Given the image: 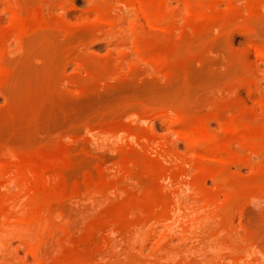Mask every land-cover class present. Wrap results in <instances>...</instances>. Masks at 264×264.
<instances>
[{"label":"rangeland","instance_id":"rangeland-1","mask_svg":"<svg viewBox=\"0 0 264 264\" xmlns=\"http://www.w3.org/2000/svg\"><path fill=\"white\" fill-rule=\"evenodd\" d=\"M4 1L0 264H264V0Z\"/></svg>","mask_w":264,"mask_h":264},{"label":"bare ground","instance_id":"bare-ground-1","mask_svg":"<svg viewBox=\"0 0 264 264\" xmlns=\"http://www.w3.org/2000/svg\"><path fill=\"white\" fill-rule=\"evenodd\" d=\"M3 1H4V0H3ZM9 1H11V0H9ZM12 1H13V0H12ZM12 1H11V2H12ZM15 1H17V0H15ZM159 1H160V0H159ZM165 1H166V0H165ZM165 1H164V2H165ZM7 2H8V1H7ZM7 2L4 1V3H6V5L9 7V6L11 5V3H10V2L7 3ZM134 2H135V1H134ZM140 2H141V1H140ZM140 2H137V3H140ZM191 2H192V1H191ZM193 2H194V1H193ZM1 3H3V2H1ZM130 3H131V2H130ZM165 3L167 4V2H165ZM182 3H183V2H182ZM8 4H9V5H8ZM12 4H13V3H12ZM152 4H153V3H152ZM159 4H160V3H159ZM166 4H165V6H166ZM191 4H193V3H191ZM197 4H198V3H197ZM197 4H196V5H197ZM201 4H202V3H201ZM217 4H218V3H217ZM217 4L214 3V7H215V5H217ZM227 4H228V3H227ZM6 5H4V6H6ZM196 5H195V6H196ZM7 6H6V7H7ZM13 6H14V7L17 6V5H16V2L14 3ZM161 6H162V5H161ZM188 6H189V5H188ZM201 6H202V5H201ZM201 6H200V3H199V4H198V7L200 8ZM218 6H219V5H218ZM8 7H7V10H8ZM21 7L23 8V5H21ZM136 7H137V4H136ZM138 7H139V6H138ZM202 7H203V6H202ZM15 8H18V7H15ZM154 8H155V7H154ZM154 8H152V10H153ZM190 8H191V6H190ZM228 8H229V7H228ZM164 9H165V8H164ZM164 9H163V7H162V9H161V8H159V6H158V9L156 8V10L152 11V12L149 14V17H150V19L152 20V22H155V23L158 22V23H163V24H169V23H171L172 18L175 19V17H172V15H171V16H170V15L168 16ZM166 9H167V7H166ZM181 9H182V8H181ZM183 9H184V8H183ZM197 9H198V8H197ZM208 9H209V8H208ZM211 9H212V8H211ZM7 10H6V11H7ZM14 10H15V9H14ZM134 10L137 11L138 9L136 8V9H134ZM149 10H150V9H149ZM186 10H187V9H186ZM194 10H195V9H194ZM206 10H207V9H206ZM212 10H213V9H212ZM214 10H215V9H214ZM11 11H12V9H11L10 11H8L7 13H9V12H11ZM18 11H20V10L18 9L17 12H18ZM38 11H39V10H38ZM38 11H36V12H37L36 15H37V16H40V14H38ZM141 11H142V10H141ZM182 11H183V10H182ZM192 11H193V10H192ZM201 11H203V10H201ZM207 11H208V10H207ZM209 11H211V10H209ZM229 11H230V10H229ZM231 11H232V10H231ZM13 12H14V11H12V13H10V14L13 15V14H14ZM134 13H135V12H134ZM141 13L143 14V12H141ZM192 13H193V12H192ZM199 13H200V12H199ZM199 13L197 12V14H196L197 16H196V15H193V16H194V17H195V16H196V17H199L198 15L201 14V13H200V14H199ZM202 13H203V12H202ZM204 13H205V12H204ZM204 13H203V14H204ZM208 13H209V12H208ZM227 13H228V12H227ZM203 14H202V15H203ZM16 15H17L16 13H15V15H13V16H15L16 18H14V17H13V18H12V17H9V18H11V19H16V21H17V19H19V21H20L21 17H20V16H16ZM23 15H24V13L22 12V16H23ZM36 15H35V16H36ZM188 15H189V14H188ZM206 15H207V17H208V14H207V13L205 14V17H206ZM228 15H229V14H228ZM37 16L35 17V19L38 18ZM28 17H29V16H28ZM169 17H170V18H169ZM185 17H186V16H185ZM188 17H189V16H188ZM200 17H201V18H204V16H200ZM200 17H199V18H200ZM217 17H218V14H217ZM33 18H34V17H33ZM199 18H198V19H199ZM22 19H23V18H22ZM136 19H137V18H136ZM221 19H222V18H221ZM12 21H15V20H12ZM24 21L26 22V20H24ZM24 21H23V22H24ZM36 21H37V20H36ZM36 21H35V23H36ZM103 21H104V19H103ZM17 22H18V21H17ZM20 22H22V21H20ZM28 22H29V21H28ZM33 22H34V21H33ZM42 22H43V21H42ZM145 22H146V21H145ZM175 22H176V21H175ZM175 22H174V23H175ZM103 23H104V22H103ZM105 23H106V22H105ZM108 23H109V22H108ZM155 23H154V24H155ZM174 23H173V25H175ZM9 24H10V23H9ZM11 24H12V22H11ZM11 24H10V25H11ZM16 24L19 25V23H16ZM27 24H28V23H27ZM110 24H111V22H110ZM146 24H147V23H146ZM156 24H157V23H156ZM219 24H221V23H219ZM13 25H14V23H13ZM23 26H25V25H23ZM27 26H29V25H27ZM168 26L170 27V25H168ZM19 27H20V25H19ZM149 27H150V26H149ZM147 28H148V27H147ZM160 28H161V27H160ZM214 28H215V27H214ZM112 29H113V28H112ZM161 29H162V28H161ZM167 29H168V28H167ZM113 30H114V29H113ZM214 30H215V29H214ZM174 31H175V30H174ZM176 31H177V30H176ZM52 32H53V31H52ZM164 32H165V31H164ZM122 33H123V32H122ZM9 34H10V33H9ZM4 37H5V36H4ZM12 37H13V35H12ZM42 37H43V36H42ZM40 38H41V37H40ZM6 41H7V40H6ZM33 42H34V41H33ZM14 43H15V42H14ZM44 43H45V42H44ZM7 44H8V43H7ZM22 44H23V43H22ZM24 45H25V44H24ZM35 46H36V45H35ZM12 47H13V46H12ZM25 51H26V49H25ZM32 52H33V51H32ZM47 54H48V53H47ZM52 58H53V57H52ZM46 62H47V61H46ZM83 64H84V63H83ZM9 69H10V68H9ZM25 70H26V69H25ZM17 80H18V79H17ZM18 81H19V80H18ZM8 89H9V88H8ZM20 93H21V92H20ZM15 102H16V101H15ZM16 109H17V108H16ZM11 110H12V109H11ZM240 113H241V112H240ZM242 113H243V112H242ZM180 114H181V113H180ZM171 116H172V115H171ZM183 116H184V115H183ZM174 117H175V116H174ZM178 117H179V116H178ZM172 120H173V119H172ZM176 120H177V119L175 118V121H176ZM231 120H232V119H231ZM235 121H236V120H235ZM173 122H174V121H173ZM238 122L241 123L240 121H238ZM242 122H243V121H242ZM177 123H178V120H177ZM235 123H236V122H235ZM175 124H176V123H175ZM187 124H188V123H187ZM190 124H191V123H190ZM199 125H200V124H199ZM234 125H235V124H234ZM237 126H238V125H237ZM242 126H244V125L242 124ZM238 127H239V126H238ZM235 129H236V128H235ZM239 129H240V128H239ZM249 129H250V128H249ZM192 130H193V129H192ZM195 130H196V129H195ZM196 131H197V130H196ZM240 131H241V130H240ZM190 133H191V132H190ZM200 133H201V132H200ZM185 135H186V133H185ZM195 135H196V134H195ZM244 135H245V134H244ZM181 136H182V135H181ZM186 136H187V135H186ZM191 136H192V134H191ZM208 136H209V135H208ZM184 137H185V136H184ZM203 137H204V136H203ZM254 137H255V136H254ZM262 137H263V136H262ZM187 138H188V137H187ZM189 138H190V135H189ZM258 138H259V137H258ZM203 139H204V138H203ZM141 140H142V139H141ZM207 140H208V139H207ZM142 141H145V140H142ZM202 141H203V140H202ZM255 141H256V140H255ZM186 142H188V140H187ZM225 143H226V142H225ZM227 144H228V143H227ZM217 145H218V144H217ZM219 145H221V143H220ZM211 147H212V146H211ZM211 147H210V148H211ZM207 148H208V146H207ZM222 149H223V148H222ZM257 149H258V148H257ZM205 150H206V149H205ZM224 150H225V149H224ZM231 150H232V149H231ZM231 150H230V151H231ZM214 151H215V150H214ZM221 151H222V150H221ZM230 151H229V152H230ZM147 152H148V151H147ZM209 152H210V151H209ZM215 152H216V151H215ZM222 152H223V151H222ZM211 153H214V152H211ZM205 154H206V153H205ZM236 154H237V153H236ZM238 154H240V153H238ZM153 155H154V154H153ZM213 155H214V154H213ZM230 155H231V153H230ZM17 156H18V155H17ZM200 156H201V155H200ZM221 156H222V154H221ZM13 157H14V156H13ZM13 157H12V158H13ZM46 157H47V156H46ZM203 157H204V156H203ZM213 157H214V156H212V158H213ZM222 157H223V156H222ZM14 159H15V158H14ZM147 159H148V158H147ZM158 159H159V158H158ZM160 159H161V158H160ZM244 159H245V158H244ZM16 160H17V159H16ZM25 160H26V159H25ZM58 160H59V159H58ZM58 160H56V161H58ZM217 160H218V159H217ZM12 161H13V160H12ZM126 161H127V160H126ZM129 161H130V160H129ZM140 161H142V160H140ZM220 161H221V164H222V163H223V162H222L223 160H220V159L217 161V163L220 162ZM240 161H241V160H240ZM27 162H28V161H27ZM53 162H54V161H53ZM130 162H131V161H130ZM143 162H144V161H143ZM244 162H245V161H244ZM55 163H57V162H55ZM58 163H59V162H58ZM124 163H126V162L124 161ZM124 163H123V164H124ZM133 163H134V160H132V164H133ZM136 163H137V162H136ZM18 164H19V163H18ZM35 164H36V163H35ZM129 164H131V163H129ZM221 164H220V165H221ZM33 165H34V164H33ZM53 165H54V164H53ZM53 165H52V166H53ZM59 165H60V164H59ZM124 165L126 166V164H124ZM144 165H145V163H144ZM147 165H148V164H147ZM150 165H151V164H150ZM133 166H134V165H133ZM151 166H152V165H151ZM215 166H216V165H215ZM127 167H130V168L132 169V166H131V165H130V166L127 165L125 168H127ZM134 167H136V166H134ZM156 167H157V166H156ZM249 167H250V166H249ZM44 168H45L44 166H43V168H40V167H38V168H36V169L33 168V169H35V170H33L32 168H29V169H32V170H30L31 173H28V174H30V175L32 174V177H31V178H33V180H34V186H35V187H39V186L41 185L42 181H43V177H44L45 174H46V170H45ZM46 168H47V167H46ZM125 168H124V170H125ZM137 168H138V167H137ZM137 168H134V169H137ZM15 169H16V168H15ZM48 169H49V168H48ZM153 169H154V168H153ZM3 170H4V169H3ZM5 170H6V169H5ZM124 170H123V171H124ZM14 171H15V170H14ZM18 171H19V170H18ZM47 171H48V170H47ZM125 171H126V170H125ZM139 171H140V170H139ZM153 171H154V170H153ZM21 172H22V171H21ZM23 172H25V171H23ZM49 172H50V171H49ZM55 172H56V171H55ZM60 172H62V171H60ZM202 172H203V171H202ZM16 173H17V172H16ZM16 173H15V174H16ZM117 173H118V172H117ZM124 173H125V172H124ZM126 173H127V172H126ZM128 173H129V176H130V170L128 171ZM55 174H56V173H54V175H55ZM121 174H123V173H121ZM17 175H18V174H17ZM105 175H106V174H105ZM114 175H115V174H114ZM19 176H20V175H19ZM19 176H18V177H19ZM48 176H49V175H47V177H48ZM50 176H51V175H50ZM58 176H59V175H58ZM103 176H104V175H103ZM143 176H144V175H143ZM47 177H46V179H47ZM125 177H127V176H125ZM52 178H53V177H52ZM55 178H56V176H55ZM58 178L60 179L61 176L58 177ZM131 178H132V177H131ZM4 179H6V178H4ZM213 179H214V178H213ZM11 181H13V179L10 180V182H11ZM52 181H54V180H52ZM58 181H59V180H58ZM60 181H61V180H60ZM106 181H107V180H106ZM124 181H125V180H124ZM4 182H5V181H4ZM23 182H24V181H23ZM23 182H22V183H23ZM99 182H100V180H99ZM13 183H14V182H13ZM16 183H17V182H16ZM28 183H29V182H28ZM28 183H27V184H28ZM55 183H56V182H55ZM55 183H54V184H55ZM96 183H97V182H96ZM110 183H112V182H110ZM14 184H15V183H14ZM43 184H44V182H43ZM43 184H42V185H43ZM48 184H49V183H48ZM59 184H61V182H58V185H59ZM89 184H90V183H89ZM89 184H88V185H89ZM100 184H101V183H100ZM124 184H125V182H124ZM131 184H132V183H131ZM16 185H17V184H16ZM20 185H21V184H20ZM23 185H24V184H23ZM25 185H26V184H25ZM103 185H104V184H103ZM109 185H110V184H109ZM26 186H27V185H26ZM28 186H29L28 189H30V186H32V185H28ZM46 186H47V184H46ZM50 186H51V185H50ZM56 186H57V185H56ZM59 186H61V185H59ZM81 186H82V185H81ZM21 187H23V186L21 185ZM47 187H48V186H47ZM72 187H73V186H72ZM88 187H89V186H88ZM101 187H102V186H101ZM107 187H108V186H107ZM123 187H124V186H123ZM19 188H20V187H19ZM25 188H27V187H25ZM57 188H58V187H57ZM79 188H80V187H79ZM31 189H32V187H31ZM108 189H109V188H108ZM108 189H107V190H108ZM128 189H129V188H128ZM19 190H20V189H19ZM60 190H61V189H60ZM73 190H74V188H73ZM16 191H17V190H16ZM20 191H21V190H20ZM24 191H25V190H24ZM26 191H27V190H26ZM34 191H35V190H34ZM48 191H49V190H48ZM100 191L102 192L103 190H100ZM123 191H124V190H123ZM22 192H23V191H22ZM30 192H31V191H30ZM38 192H39V191H38ZM87 192H88V191H87ZM98 192H99V191H98ZM28 193H29V192H28ZM31 193H33V189H32V192H31ZM84 193H86V191H84ZM107 193H108V192H107ZM116 193H118V192H116ZM25 194H26V192H25ZM29 194H30V193H29ZM42 194H43V193H42ZM42 194H41V196L43 197ZM49 194H51V193H49ZM55 194H56V192H55ZM81 194H82V193H81ZM88 194H89V192H88ZM18 195H19V194H18ZM21 195H22V194H21ZM21 195H20V196H21ZM91 195H92V194H91ZM107 195H108V194H107ZM16 196H17V195H16ZM39 196H40V195H39ZM41 196H40V197H41ZM88 196H89V195H88ZM94 196H95V195H94ZM5 197H6V196H5ZM33 197H34V196H33ZM35 197H36V196H35ZM35 197H34V198H35ZM62 197H63V196H62ZM78 197H79V196H78ZM14 198H15V197H14ZM31 198H32V197H31ZM37 198H38V196H37ZM79 198H80V197H79ZM7 199H8V198H7ZM16 199H17V198H16ZM206 199H207V198H206ZM5 200H6V199H5ZM27 200H28V199H27ZM41 200H42V199H41ZM41 200H39V201H41ZM83 200H84V199H83ZM6 201H7V200H6ZM19 201H20V200H19ZM51 201H52V200H51ZM51 201H49V202H51ZM64 201H65V200H64ZM92 201H93V200H92ZM8 202H9V201H8ZM8 202H7V204H8ZM31 202H32V201H31ZM42 202H43V201H42ZM5 203H6V202H5ZM25 203H26V202H24V204H25ZM36 203L39 204V205L41 204L40 202L38 203L37 200H36L35 204H36ZM52 203H53V202H52ZM83 203H84V202H83ZM24 204H23V205H24ZM29 204H31V203H29ZM29 204H28V206H29ZM35 204H34V205H35ZM53 204H54V203H53ZM31 205H32V204H31ZM41 205H42V204H41ZM64 205H65V204H64ZM9 206H10V204H9ZM28 206H27V207H28ZM42 206H47V205H46V204H43ZM36 207H37V208H36ZM36 207H35V209H38V206H36ZM50 207H51V206H50ZM9 208H10V207H9ZM19 208H20V207H19ZM23 208H24V207H23ZM15 209H16V208H15ZM15 209H14V210H15ZM29 209H30V208H29ZM18 210H19V209H18ZM32 210H33V209H32ZM45 210H46V209H45ZM27 211H28V209H27ZM34 211H35V210H34ZM37 211H41V210H37ZM9 212H10V211H9ZM14 212H15V211H14ZM20 212H21V211H20ZM44 212H47V211H44ZM44 212H43V213L41 212V213H42L43 215H45ZM11 213L13 214V211H12ZM49 213H51V212H49ZM17 214H18V213H17ZM9 215H10V214H9ZM9 215H7V213H6V218L9 217V218H10L9 220H11V218H15V217H12V216H9ZM14 215H15V214H14ZM29 215H30V214H29ZM56 215H57V214H56ZM129 215H132V214H129ZM1 216H2V215H1ZM1 216H0V217H1ZM7 216H8V217H7ZM35 216H36V215H35ZM40 216H42V215H39V217H40ZM51 216H52V215H51ZM154 216H156V215H154ZM32 217H33V216H31V219H32ZM39 217H38V218H39ZM56 217H57V216H56ZM2 218H4V216H3ZM33 218H34V217H33ZM15 219L17 220V218H15ZM23 219H24V218H23ZM23 219H22V217H20V220H23ZM40 219H41V217H40ZM7 220H8V219H7ZM9 220H8L7 222H9ZM18 220H19V219H18ZM27 220H28V218H27ZM29 220H30V219H29ZM29 220H28V221H29ZM37 220H38V219H36V222H37ZM48 220H49V219H48ZM60 220H61V219H60ZM64 220H65V219H64ZM151 220H153V218H152ZM28 221H27L28 225L31 224V222L29 223ZM41 221H44V219L41 220ZM41 221H40V224L42 223ZM13 222H14V221H13ZM17 222H18V221H17ZM36 222H35V223H36ZM47 222H48V221H47ZM1 223H2V222H1ZM1 223H0V224H1ZM22 223H26V221H24V222H22ZM27 223H26V224H27ZM37 223H38V222H37ZM40 224H39V225H40ZM59 224H60V223H59ZM2 225H3V224H2ZM5 225H6V224H5ZM17 225H18V224H17ZM21 225L24 226L25 224H21ZM21 225H20V226H21ZM32 225H33V224H32ZM26 226H27V225H26ZM33 226H34V225H33ZM40 226H41V225H40ZM47 226H48V225H47ZM2 227H3V226H2ZM48 227H49V226H48ZM25 228H27V227H25ZM39 228H41V227H39ZM32 229H33V228H32ZM23 232H24V231H23ZM43 232H44V231H43ZM69 232H70V231H69ZM68 235H69V234H68ZM79 244H80V243H79ZM79 244H78V245H79ZM83 244H84V243H83ZM78 245H76V246H78ZM80 245H81V244H80ZM79 248H80V246H79ZM74 260H75V259H74Z\"/></svg>","mask_w":264,"mask_h":264}]
</instances>
